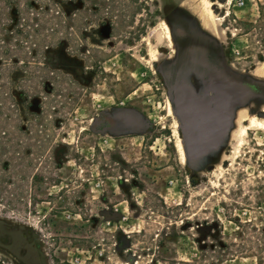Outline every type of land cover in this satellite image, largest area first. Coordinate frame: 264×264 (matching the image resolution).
<instances>
[{
    "label": "rangeland",
    "instance_id": "1",
    "mask_svg": "<svg viewBox=\"0 0 264 264\" xmlns=\"http://www.w3.org/2000/svg\"><path fill=\"white\" fill-rule=\"evenodd\" d=\"M127 2L2 79L0 264H264V0Z\"/></svg>",
    "mask_w": 264,
    "mask_h": 264
},
{
    "label": "trees",
    "instance_id": "2",
    "mask_svg": "<svg viewBox=\"0 0 264 264\" xmlns=\"http://www.w3.org/2000/svg\"><path fill=\"white\" fill-rule=\"evenodd\" d=\"M1 2L3 5H0V116L5 94L2 79L8 72H11L12 79L15 77L27 79L33 84H38L39 79H43L41 85L46 88L44 81L49 80L47 76L52 73L49 68L51 62L49 47L60 45L64 36L68 41L76 42L69 29L78 32L83 27L87 29L89 22L93 20L90 16H98L101 11L110 13L118 8L124 11L133 8L127 0H22V6L17 9L10 7L14 0H0ZM4 20L11 22L15 20L16 26L7 29ZM82 35L79 34L78 37ZM58 82L57 79L52 80L51 88L60 89ZM69 82L71 85H79L71 78ZM27 95L29 96L26 90L20 91L22 105ZM13 106L15 107V104Z\"/></svg>",
    "mask_w": 264,
    "mask_h": 264
},
{
    "label": "bare ground",
    "instance_id": "3",
    "mask_svg": "<svg viewBox=\"0 0 264 264\" xmlns=\"http://www.w3.org/2000/svg\"><path fill=\"white\" fill-rule=\"evenodd\" d=\"M201 2V5H202V8L205 12V14L211 19L213 20V15H212V10H211V4H210V0H200ZM162 25L163 27L165 28V34H166V37L170 43V45H172V36H171V31L169 30L167 24L165 22H162ZM260 68H264V62L262 63L261 67ZM259 68V69H260ZM258 71V69L256 70ZM246 119L249 121L250 124L254 123L255 122V118H254V114H248L246 116ZM240 132H242L243 134L246 132V127L245 126H242L241 129H240ZM246 134V133H245ZM241 141V140H240ZM242 142V141H241ZM178 148L180 149V145L178 144L177 145Z\"/></svg>",
    "mask_w": 264,
    "mask_h": 264
},
{
    "label": "built area",
    "instance_id": "4",
    "mask_svg": "<svg viewBox=\"0 0 264 264\" xmlns=\"http://www.w3.org/2000/svg\"><path fill=\"white\" fill-rule=\"evenodd\" d=\"M244 4V0H228L227 5H236V6H242Z\"/></svg>",
    "mask_w": 264,
    "mask_h": 264
},
{
    "label": "flooded vegetation",
    "instance_id": "5",
    "mask_svg": "<svg viewBox=\"0 0 264 264\" xmlns=\"http://www.w3.org/2000/svg\"><path fill=\"white\" fill-rule=\"evenodd\" d=\"M199 117L202 119V122H208L207 120H210V116L203 113Z\"/></svg>",
    "mask_w": 264,
    "mask_h": 264
}]
</instances>
